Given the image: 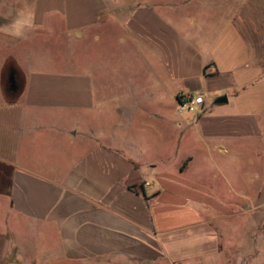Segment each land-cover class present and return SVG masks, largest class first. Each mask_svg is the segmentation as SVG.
<instances>
[{"label": "crops", "instance_id": "obj_1", "mask_svg": "<svg viewBox=\"0 0 264 264\" xmlns=\"http://www.w3.org/2000/svg\"><path fill=\"white\" fill-rule=\"evenodd\" d=\"M20 1L0 256L35 234L60 264H264V0Z\"/></svg>", "mask_w": 264, "mask_h": 264}, {"label": "rangeland", "instance_id": "obj_2", "mask_svg": "<svg viewBox=\"0 0 264 264\" xmlns=\"http://www.w3.org/2000/svg\"><path fill=\"white\" fill-rule=\"evenodd\" d=\"M20 5V0H0V10H17ZM63 52H65V50H63ZM85 57L86 53L85 50H83L81 60H85ZM7 87V77H4V92ZM4 97L5 101L12 100V94L9 96L5 95ZM259 148V150H263L261 147ZM29 237V241L20 243L22 244L20 245V249H9L2 256H0V264H60L59 257H56L54 252L48 253L41 247V235L31 234Z\"/></svg>", "mask_w": 264, "mask_h": 264}, {"label": "built area", "instance_id": "obj_3", "mask_svg": "<svg viewBox=\"0 0 264 264\" xmlns=\"http://www.w3.org/2000/svg\"><path fill=\"white\" fill-rule=\"evenodd\" d=\"M205 96L201 93L186 94L179 98L178 110L181 114L199 115L204 110Z\"/></svg>", "mask_w": 264, "mask_h": 264}, {"label": "flooded vegetation", "instance_id": "obj_4", "mask_svg": "<svg viewBox=\"0 0 264 264\" xmlns=\"http://www.w3.org/2000/svg\"><path fill=\"white\" fill-rule=\"evenodd\" d=\"M7 81H8V86H9V92L11 93L19 84L16 74H9ZM13 87L15 88L13 89Z\"/></svg>", "mask_w": 264, "mask_h": 264}, {"label": "water", "instance_id": "obj_5", "mask_svg": "<svg viewBox=\"0 0 264 264\" xmlns=\"http://www.w3.org/2000/svg\"><path fill=\"white\" fill-rule=\"evenodd\" d=\"M15 87H13L14 89ZM228 99L226 96H222V97H219L217 100H216V103L217 104H222V103H227Z\"/></svg>", "mask_w": 264, "mask_h": 264}, {"label": "trees", "instance_id": "obj_6", "mask_svg": "<svg viewBox=\"0 0 264 264\" xmlns=\"http://www.w3.org/2000/svg\"><path fill=\"white\" fill-rule=\"evenodd\" d=\"M8 68L11 69V67H10V63L8 64ZM5 95H6V96L11 95V93L9 92V86L7 87V89H5ZM8 102H11V101H8Z\"/></svg>", "mask_w": 264, "mask_h": 264}]
</instances>
